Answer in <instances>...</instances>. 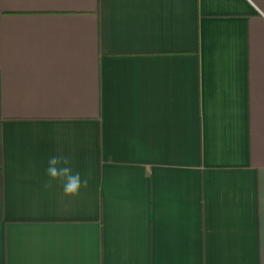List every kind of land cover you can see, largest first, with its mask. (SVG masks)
Returning <instances> with one entry per match:
<instances>
[{
	"label": "crops",
	"instance_id": "1",
	"mask_svg": "<svg viewBox=\"0 0 264 264\" xmlns=\"http://www.w3.org/2000/svg\"><path fill=\"white\" fill-rule=\"evenodd\" d=\"M0 264H264V0H0Z\"/></svg>",
	"mask_w": 264,
	"mask_h": 264
},
{
	"label": "clouds",
	"instance_id": "2",
	"mask_svg": "<svg viewBox=\"0 0 264 264\" xmlns=\"http://www.w3.org/2000/svg\"><path fill=\"white\" fill-rule=\"evenodd\" d=\"M44 176L47 179L42 181L43 189L47 191L59 185L65 197H79L82 189L89 186L88 177L74 171L71 158L62 154H52L48 157Z\"/></svg>",
	"mask_w": 264,
	"mask_h": 264
}]
</instances>
